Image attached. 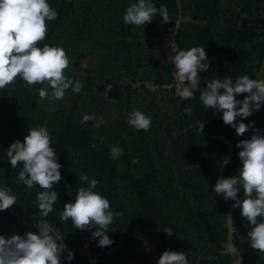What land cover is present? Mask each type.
Returning a JSON list of instances; mask_svg holds the SVG:
<instances>
[{"label": "trees", "instance_id": "16d2710c", "mask_svg": "<svg viewBox=\"0 0 264 264\" xmlns=\"http://www.w3.org/2000/svg\"><path fill=\"white\" fill-rule=\"evenodd\" d=\"M130 2L50 0L59 16L50 22L41 43L60 44L66 49L70 64L65 73L70 77H74L71 67L76 53L89 51L94 61L91 72L81 79L77 102L84 103L79 109L76 105L57 109L56 99L41 100L36 89L48 87L47 82L30 87L17 77L15 83L0 89V183L10 185L18 196L9 209L0 211V233L36 231L37 224L46 219L60 242L64 239L65 256L68 251L73 254L66 264H92L85 253L86 238L96 264H124L125 259L156 264L167 248L184 251L190 261L199 258L198 264H232L226 250V214L233 201L216 196L212 186L220 177L218 167L227 155V145L198 130L199 122L210 116L212 108H204L199 89L194 98L184 100L175 93V86L151 89L144 82L174 83L175 66L170 61L174 52L166 50L164 33L170 39L177 17L176 0H154L157 8L167 6L170 18L162 22L157 14L143 26L123 22ZM181 7L177 44L180 48L204 45L209 58V68L198 73L199 84L205 87L213 76L235 79L248 73L257 78L264 71V0H181ZM103 79L112 85L109 97L103 94L108 85ZM107 98L117 107L110 127H97L94 119L85 122L83 116L92 115L91 108L104 105ZM187 104L192 105L191 113L184 111ZM134 108L152 117L148 131L134 130L128 124L127 115ZM240 119L237 117V122ZM243 119L245 123L259 121L264 129V105L258 117L254 112ZM37 125H47L62 164V179L55 186L58 200L47 218L40 215L35 200L36 192L42 189L18 184L20 166L13 168L6 157L9 145L16 138L22 140L28 128ZM205 130L232 141L234 152L224 172L238 174L237 141L249 138L253 129L237 135L217 111ZM112 144L124 149L117 159L111 158ZM135 157H139L138 164L133 163ZM81 172L95 176L98 190L122 213L109 225L108 235L114 240L109 246L101 247L98 238L91 237L94 228L76 229L71 219L59 218L63 204L74 198L82 184ZM239 212L235 207L232 220L233 244L241 264H264V252L247 241L251 225ZM150 234L155 240L152 250L140 249Z\"/></svg>", "mask_w": 264, "mask_h": 264}, {"label": "clouds", "instance_id": "9594fccd", "mask_svg": "<svg viewBox=\"0 0 264 264\" xmlns=\"http://www.w3.org/2000/svg\"><path fill=\"white\" fill-rule=\"evenodd\" d=\"M157 14L162 17V22L170 18L166 5L161 4L157 8L154 0H132L125 8L123 22L143 26ZM58 16L59 11L50 0H0V89L15 83L19 77L30 87L47 82L48 87L36 89L41 100H61L69 88L80 92L82 82L65 73L70 64L66 49L60 44L41 43L48 35L50 22ZM173 52L170 61L175 66L172 71L175 93L184 100L192 99L201 79L198 73L210 66L208 54L204 45L180 48L174 44ZM111 87V84L106 86L103 92L106 97H109L108 89ZM241 93L246 95L240 98ZM199 99L205 109L213 108L221 112L223 122L232 126L237 135L253 129L249 138L237 141L241 162L238 174L220 176L212 186L216 196L231 200L233 207H239V215L251 225L246 234L247 241L254 249L264 252V129L255 126L254 121L245 123L243 119L264 105V78H253L248 73L235 79L213 76L199 90ZM184 111L191 113L192 105H185ZM237 117L241 118L239 122ZM92 119L91 114L83 116L85 122ZM127 122L134 130L148 131L152 117L134 108L128 113ZM96 126L99 127V122ZM99 139L103 141L104 138ZM109 149L112 159L119 158L124 152L118 144L109 145ZM6 157L13 168L20 166L18 184L23 182L29 189L34 186L42 189L36 192L35 200L40 215L47 218L58 200L55 186L62 179V164L47 125L29 127L22 140L16 138L9 145ZM133 163L138 164L139 157H135ZM79 180L81 186L74 198L63 204L59 218L61 221L71 219L76 229L94 228L91 237L98 238L99 246H109L114 243L108 235L109 225L122 213L113 209L109 198L98 190L99 180L95 176L89 177L81 172ZM17 201L13 188L0 183V211L9 209ZM36 228V231L23 233H0V264H62V255L65 264L72 259L70 251L65 256L64 239L60 242L56 229L49 221L45 219ZM165 232L169 235L173 233ZM230 247L232 254L236 253L235 245ZM198 259L190 261L189 254L184 251L167 248L159 255L156 264H198ZM235 264H241L238 254Z\"/></svg>", "mask_w": 264, "mask_h": 264}, {"label": "rangeland", "instance_id": "374dc122", "mask_svg": "<svg viewBox=\"0 0 264 264\" xmlns=\"http://www.w3.org/2000/svg\"><path fill=\"white\" fill-rule=\"evenodd\" d=\"M164 43L166 45V50L168 53H172L173 49L170 43V39H167L166 34L164 33ZM92 61H94V56L87 51L86 54L82 55L80 53H76L74 58L72 59V73L74 77L81 81L82 77L87 72H91L92 70ZM259 78H264V71L259 74ZM104 83L108 84V80L103 79ZM65 96L61 100H57L56 108L59 109L63 106L68 107L69 109L73 108L74 105L76 107L82 108L83 101L77 102V93L73 92L71 88L66 90ZM76 100V101H75ZM92 103H89V99H87V106L90 107ZM117 108V107H116ZM112 107L109 99L107 98L104 105L94 106L91 109H93L92 116L94 117V122H99V126H105L110 127V123L112 122V117L117 114V109ZM89 110V108H88ZM259 110L256 111V117H258ZM255 126L260 127L259 121H256ZM154 235L150 234L147 238V241L140 247V249L151 251L153 248V245L155 244V240H153ZM152 239V240H151ZM124 264H140L137 261H133L130 259H125Z\"/></svg>", "mask_w": 264, "mask_h": 264}, {"label": "water", "instance_id": "95a60500", "mask_svg": "<svg viewBox=\"0 0 264 264\" xmlns=\"http://www.w3.org/2000/svg\"><path fill=\"white\" fill-rule=\"evenodd\" d=\"M176 6H177V17H176V20H175V23H174L173 30H172V32L170 34V43H171L172 49L174 48V44H176L179 47V45L177 44L176 37H177L178 30H179V28L181 26V22L183 20L181 0H176ZM144 82L151 89H156V88H159L160 86L161 87H168V88H170L169 85L175 86V81H174L173 84H168V85L167 84H162V85L154 84V85H151L148 81H144ZM139 83H141V82H139ZM139 83H135V85H138ZM202 88H204V87L201 84H199L198 89L200 90ZM216 113H217V110L212 108V112H211L210 116L208 118H206L205 120H203L202 122H199L198 130L203 136H206V137H209V138L219 139V140L223 141L227 145V155H226V157L224 158V160L221 162V164L218 167L219 176L227 177V176H230V175H227L224 172V170H225V167H226L227 163L229 162V160L231 159V157L233 155L234 145H233L232 141L229 138H227L226 136L221 135L219 133L208 132V131L205 130V126L216 116ZM201 123H202V128L200 129ZM243 195H244L243 193L240 195L241 198H243ZM232 205H233V202H231L229 204V207L227 209V214H226V224H227V249L226 250L229 251V253L231 255L232 264H235V259L237 258V254L236 253L232 254V250H231V247H230V245H233V232H234L232 213H233V210H234L235 207H233ZM84 248H85V253L89 257V259L92 262V264H96L93 261V259L91 258V253L89 251L87 238H86L85 243H84Z\"/></svg>", "mask_w": 264, "mask_h": 264}]
</instances>
